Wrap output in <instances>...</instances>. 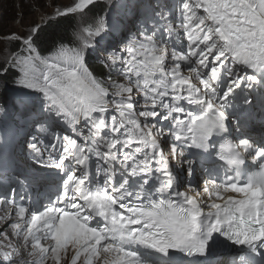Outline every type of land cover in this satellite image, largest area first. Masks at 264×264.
I'll return each mask as SVG.
<instances>
[{"label": "snow or ice", "instance_id": "6c2138e0", "mask_svg": "<svg viewBox=\"0 0 264 264\" xmlns=\"http://www.w3.org/2000/svg\"><path fill=\"white\" fill-rule=\"evenodd\" d=\"M45 7L0 31V264H264V0Z\"/></svg>", "mask_w": 264, "mask_h": 264}, {"label": "rangeland", "instance_id": "374dc122", "mask_svg": "<svg viewBox=\"0 0 264 264\" xmlns=\"http://www.w3.org/2000/svg\"><path fill=\"white\" fill-rule=\"evenodd\" d=\"M68 0H39L40 7L35 11L29 10V5H35L36 0H0V31H20L21 25L17 23L20 13L23 11V24L27 26L33 22H39L44 12H51V7H45L49 3H67ZM5 210H0L4 215Z\"/></svg>", "mask_w": 264, "mask_h": 264}, {"label": "trees", "instance_id": "16d2710c", "mask_svg": "<svg viewBox=\"0 0 264 264\" xmlns=\"http://www.w3.org/2000/svg\"><path fill=\"white\" fill-rule=\"evenodd\" d=\"M62 27H63V26H61V29H60L61 31H62ZM49 31H52V28H49Z\"/></svg>", "mask_w": 264, "mask_h": 264}]
</instances>
